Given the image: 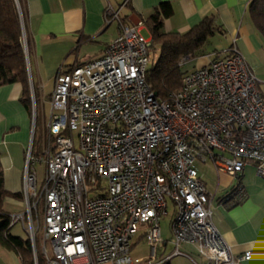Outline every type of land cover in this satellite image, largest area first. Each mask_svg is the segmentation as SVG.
I'll use <instances>...</instances> for the list:
<instances>
[{
	"label": "built area",
	"instance_id": "built-area-1",
	"mask_svg": "<svg viewBox=\"0 0 264 264\" xmlns=\"http://www.w3.org/2000/svg\"><path fill=\"white\" fill-rule=\"evenodd\" d=\"M105 15L107 22L118 20V31L103 53L55 77L48 146L37 154L31 145L26 150L25 209L9 215L8 227L21 222L37 264L43 200L46 264H131L138 230L152 264L160 219L171 204L174 249L160 263L181 253V243L194 246L205 264L250 259L253 250L235 255L215 227L196 162H211L233 176L251 163L264 179V103L253 71L233 45L186 71L180 88L160 100L145 78L150 38L142 34V20L121 22L119 9L110 6ZM24 36L23 29L27 54ZM184 63L181 58L178 64ZM40 161L45 175L38 190Z\"/></svg>",
	"mask_w": 264,
	"mask_h": 264
},
{
	"label": "crops",
	"instance_id": "crops-1",
	"mask_svg": "<svg viewBox=\"0 0 264 264\" xmlns=\"http://www.w3.org/2000/svg\"><path fill=\"white\" fill-rule=\"evenodd\" d=\"M19 1L28 44L29 83L40 105H43V91L47 87L50 101L59 72L98 57L115 37L118 20L106 21L107 6L119 9V17L125 22L134 23L138 19L146 20L162 2L170 5V12L161 19L164 32H185L206 16H213L219 26L220 32L207 40L208 44L214 42V48L192 59L184 57L187 68H200L216 56H224L226 49L234 45L257 78V87L264 103V37L248 15L250 0ZM112 24L115 31L108 35ZM143 30L148 32L146 37L149 38L147 27L143 26ZM90 44L95 49L87 46ZM21 91L19 82L0 85V165L4 189L10 194L4 198V206L14 208L7 212L9 214L24 209L22 174L25 153L33 136V115L20 101ZM196 163L203 166L201 170L196 168L208 191L215 227L235 255L245 250L254 252L253 257L238 264H264V179L256 175L251 163L237 176L217 171L208 161ZM18 207L19 210H15ZM23 230L22 225L16 226V223L8 227L10 234L22 238L26 237ZM166 247L167 242L161 235L152 264L206 263L195 247L187 243L180 244L181 253L173 255L168 262L160 263ZM0 264H20V258L12 249L0 245Z\"/></svg>",
	"mask_w": 264,
	"mask_h": 264
},
{
	"label": "trees",
	"instance_id": "trees-1",
	"mask_svg": "<svg viewBox=\"0 0 264 264\" xmlns=\"http://www.w3.org/2000/svg\"><path fill=\"white\" fill-rule=\"evenodd\" d=\"M18 2L19 6L17 0H0V85L19 82L22 86L20 101L31 113V86L27 71L26 53L22 43L24 21L19 12L21 4L19 0ZM169 12L170 5L167 2H162L146 20L141 19L149 31V49L154 45L159 49L157 60L151 65H147L145 78L160 100L180 88L182 75L189 70L187 64L180 66L179 60L184 57L192 59L202 54V48L207 40L215 33L220 32L213 16L204 17L200 22L182 33L164 32L161 29V19L163 15H167ZM248 15L255 28L264 37V0H250ZM119 21L125 22L120 17ZM34 98L36 105V94H34ZM36 122L37 115L35 114L31 142V151L34 154L39 152L40 147V136H35L37 132ZM39 135H41V131ZM6 196H10V194L4 189L3 172L0 165V245L15 251L20 258V264H34L29 239L14 236L8 232L10 214L3 209V201ZM37 255V264H46L38 252Z\"/></svg>",
	"mask_w": 264,
	"mask_h": 264
},
{
	"label": "rangeland",
	"instance_id": "rangeland-1",
	"mask_svg": "<svg viewBox=\"0 0 264 264\" xmlns=\"http://www.w3.org/2000/svg\"><path fill=\"white\" fill-rule=\"evenodd\" d=\"M17 3L19 6L18 0H17ZM19 12L21 13V8H20ZM114 31H115V27H114V24H112L110 29L107 31V34L110 35ZM142 34L147 36L148 32L146 30H143ZM216 34L217 33H215V35ZM24 38H25V36H24ZM216 39L217 38H215V40ZM208 43H209L208 41L205 43V45L202 48V52L206 51V50L211 51V49L214 48V46H215V44H213L214 42L211 44H208ZM94 45H96V44H94ZM26 46H28L27 43H26ZM87 46L92 50L95 49V47L92 44H90V46L89 45H87ZM158 55H159V49L157 46L154 45L152 48L149 49L148 65H151L152 63H154L157 60ZM193 67L196 68L198 66H193ZM43 93H44L43 105L38 104V102L35 105V114L37 115V122H36L37 132H36L35 136L36 137L40 136L39 137L40 138V147H39L40 151H42L43 146L45 148H47V146H48L47 145V143H48L47 139L48 138L46 139V123L48 121L49 114H50V101H49V96H48L49 95V88L48 87L44 88ZM31 100H32L31 101L32 102L31 112H32L33 104H35V98H34L32 91H31ZM40 131H41V135H39ZM196 167H198V169H200V170L203 168V166L199 165L198 163H196ZM35 169H36V178H37V188H38V190H40L41 186L43 185L44 175H45L44 162L43 161L37 162L35 164ZM205 174L208 175L207 172ZM43 202H44L43 200H39L38 217L40 220V227L36 230V237H35V241H36L35 246H36L38 254L42 258H43V254L41 252V247H42V243H43L42 242V228H41L42 227V222H41L42 221V213L40 212V210L43 206ZM3 209L7 213L9 211H12L14 208L10 207L9 205L4 206V202H3ZM24 209H25V205H24ZM15 210H19V207L15 208ZM174 216H175V210H174V207L170 204L168 207V213L160 219V230H161L162 239L166 240V242H167V247L165 248L166 250L164 251V255L171 252V250L173 249V245L171 244L170 241H172L171 225H172V221L174 219ZM16 226H21V222L17 221ZM23 233H25L24 230H23ZM140 233H141V230H138V233L136 234V236L131 241V248H130V256L132 258L131 264H147L148 263L147 260H148V255L150 253V247L143 240V238L140 236ZM25 236H26V234H25ZM46 246H47L48 252L50 253L49 241H46ZM37 252H35L36 260L38 257ZM32 256H34L33 252H32ZM33 260H34V258H33Z\"/></svg>",
	"mask_w": 264,
	"mask_h": 264
},
{
	"label": "water",
	"instance_id": "water-1",
	"mask_svg": "<svg viewBox=\"0 0 264 264\" xmlns=\"http://www.w3.org/2000/svg\"><path fill=\"white\" fill-rule=\"evenodd\" d=\"M32 115H33L32 118H33V127H34V121H35V120H34V119H35V110H34V108H33V110H32Z\"/></svg>",
	"mask_w": 264,
	"mask_h": 264
}]
</instances>
